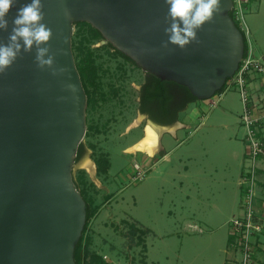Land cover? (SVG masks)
<instances>
[{"label":"water","instance_id":"1","mask_svg":"<svg viewBox=\"0 0 264 264\" xmlns=\"http://www.w3.org/2000/svg\"><path fill=\"white\" fill-rule=\"evenodd\" d=\"M27 2L18 0L9 13V32L16 9ZM42 2L56 65L67 71L53 76L39 69L33 49L0 74V264H76L86 202L72 171L86 132L87 95L72 51L74 23H88L137 67L185 87L197 100L222 89L245 50L230 15L232 0H221L219 12L184 50L161 47L165 0ZM7 37L0 31V43Z\"/></svg>","mask_w":264,"mask_h":264},{"label":"crops","instance_id":"2","mask_svg":"<svg viewBox=\"0 0 264 264\" xmlns=\"http://www.w3.org/2000/svg\"><path fill=\"white\" fill-rule=\"evenodd\" d=\"M245 1L247 52L264 64V0ZM247 82L249 108L264 141V73L249 74ZM228 90L226 86L211 99L189 102L178 114L174 125L151 128L155 135L151 153L146 150L135 152L140 155V161L134 163L133 167L151 169L150 179L154 183L152 191L151 188H143L139 192V200L137 198L139 210L146 214L151 212L153 216L152 226L140 217L134 223L139 230L147 231L144 234L142 264H230L237 257L231 245L229 221L240 213V175L246 144L245 130L239 122L242 104H230L224 97ZM222 99L219 109L224 116H219L216 122L208 126L223 133L190 142L184 148L182 162L173 164L171 154L178 146L179 133L192 127L193 117L202 108ZM181 114H184L183 119ZM229 116L236 122L228 123ZM199 126L196 124L193 131ZM141 133L139 142L145 146L148 126L143 127ZM172 141L177 144L169 148ZM107 160L109 166L104 177L110 182L111 161L109 158ZM92 166V170H84L90 181L99 187L101 183H98L95 162H92ZM108 185L105 183L104 189ZM110 198L112 196L108 194L101 205H91L96 218L103 205L110 203ZM153 200L158 201L156 205H152ZM254 207L256 219L263 230L253 240V264H264V157L258 162ZM151 235L161 242L159 246L150 244Z\"/></svg>","mask_w":264,"mask_h":264},{"label":"rangeland","instance_id":"3","mask_svg":"<svg viewBox=\"0 0 264 264\" xmlns=\"http://www.w3.org/2000/svg\"><path fill=\"white\" fill-rule=\"evenodd\" d=\"M71 40L72 48L73 44L75 46L81 44L83 53L91 51L93 66L96 69L95 86H88L93 103L86 108V132L81 143L84 152L75 159L73 179L78 182L80 192L91 205L93 203L101 205L108 194L112 196L110 203L104 204L100 209L97 218L94 215L91 218L87 233L83 236V244L86 245L88 253L106 256L113 264H142L145 235L139 232L132 235L131 227L139 230L134 224L137 217L144 218L151 224L153 220L151 212L146 214L139 210L140 205H137V201L139 192L143 188H151L152 191L154 183L150 179L151 169L146 167H140L144 172L142 179L136 177L137 167L133 165L140 161V155L129 148L139 142L142 134V130L135 128L142 122L136 112L135 100L136 90L143 80L144 71L115 55L103 39H92L88 29L77 23L72 26ZM73 55L77 64L81 54L78 56L77 52H74ZM224 97L233 106H241L236 91L229 89ZM223 99L214 105L205 106L193 117L192 127L179 133L178 146L174 141L170 142L169 148L176 146L171 154L173 164L182 162L184 148L190 142L213 135L220 136V133H223L220 129L208 126L216 122L219 116H224L219 109ZM183 118L184 114H181V119ZM233 121L236 122V119L232 117L227 119L228 123ZM196 124L200 126L193 131ZM108 158L111 161L110 182L104 174L97 173L100 182L96 178L95 180L101 184L96 187L84 170L87 169L85 164L95 162L97 159L105 161ZM105 183L109 184L106 189ZM157 202L153 200L152 205H156ZM150 237V244L154 246L161 244L153 235Z\"/></svg>","mask_w":264,"mask_h":264},{"label":"clouds","instance_id":"4","mask_svg":"<svg viewBox=\"0 0 264 264\" xmlns=\"http://www.w3.org/2000/svg\"><path fill=\"white\" fill-rule=\"evenodd\" d=\"M18 0H0V31L8 32L7 42L0 43V74H4L23 53L35 49V63L41 69L51 70L53 76L64 74L67 69L56 65V53L50 40L52 29L44 23L42 0H28L16 9L9 32L8 16ZM221 0H165L167 41L180 50L186 49L198 39V31L219 12ZM68 88L74 85L68 84Z\"/></svg>","mask_w":264,"mask_h":264},{"label":"built area","instance_id":"5","mask_svg":"<svg viewBox=\"0 0 264 264\" xmlns=\"http://www.w3.org/2000/svg\"><path fill=\"white\" fill-rule=\"evenodd\" d=\"M232 1V19L238 23L244 38L247 39L248 30L244 8L246 1ZM251 73H264V64L246 52L237 71L228 79L226 84L227 88L236 91L239 95L243 108L239 122L245 130L244 140L246 144L244 164L240 175V213L229 221L231 245L235 248L237 255L230 264H253V240L263 230V226L256 219L254 204L258 162L264 157V141L249 108L250 94L247 78ZM143 175L142 169L137 167L136 177L140 180ZM103 260L107 264H111L106 256H103Z\"/></svg>","mask_w":264,"mask_h":264},{"label":"trees","instance_id":"6","mask_svg":"<svg viewBox=\"0 0 264 264\" xmlns=\"http://www.w3.org/2000/svg\"><path fill=\"white\" fill-rule=\"evenodd\" d=\"M230 15H231V17H233V14L231 11H230ZM235 24L237 25V27H239L237 22H235ZM77 25L86 27L88 29L89 35L92 39H96V40L102 39L101 34L97 30H95L91 25H89L88 23L79 22V23H77ZM107 46L113 50L115 55L121 57L122 59L126 60L127 62H130L131 64H134L133 61H131L128 57H126L125 55H123L119 51L115 50L110 44L107 43ZM72 49H73V53L77 52L78 56L81 54V58H79V62L76 64V68L79 72L83 88H84L85 93L87 95V105L91 106L93 103V100L91 99L90 93L88 92V86H95V80H96V69L93 66L92 53L89 50L83 53V51L81 49V44H77V46H75L73 44ZM246 52H247V43H246V39H245L244 56L246 55ZM74 59H76V57ZM153 81L155 82V86H154L152 94L153 95L155 94L156 96H158V98L161 100V102L166 101V99H167L166 92H167V88L169 86L177 87V88L182 89V91H184V93L187 95L186 104H188L189 102H194L197 100L188 92V90L185 87L177 85L173 82L162 81V80L156 78L155 76H153ZM227 81H228V79L226 80L222 89L220 91L216 92L215 95L220 94L226 88ZM81 146L82 145H80L78 148L77 158L80 157V155H81V152H80ZM95 164L97 166V173L98 174H106L107 173L108 166H109L108 160L104 161V160L97 159L95 161ZM73 181H74L75 187L77 188V190L79 191V193L81 194V196L83 197V199L86 202V223L84 225L82 237L80 238V240H79V242L75 248V252H74L75 263L76 264H107V262L104 261L103 257H101L100 255H98L96 253H88L86 245L83 244V236L87 233V229L90 225V220L95 213V209L92 208L91 203L88 202L86 200V198L83 196L82 192H80L78 182L75 179H73ZM138 232L141 234L147 233V231L135 229L134 226L131 227V234L132 235H135Z\"/></svg>","mask_w":264,"mask_h":264},{"label":"flooded vegetation","instance_id":"7","mask_svg":"<svg viewBox=\"0 0 264 264\" xmlns=\"http://www.w3.org/2000/svg\"><path fill=\"white\" fill-rule=\"evenodd\" d=\"M154 86L153 75L144 71L143 80L136 90L135 100L136 112L144 124L139 123L135 127L137 129L142 130L145 126L154 128L157 125L170 127L176 123L178 114L187 106V95L182 89L169 86L166 92L167 99L165 102H161L158 96L152 94ZM80 152H84L83 146H81Z\"/></svg>","mask_w":264,"mask_h":264},{"label":"bare ground","instance_id":"8","mask_svg":"<svg viewBox=\"0 0 264 264\" xmlns=\"http://www.w3.org/2000/svg\"><path fill=\"white\" fill-rule=\"evenodd\" d=\"M155 135L153 133V131L151 130L150 127H148V135L147 138L145 140L146 145L144 146V144L142 142H138L134 145H132V147L129 148L130 151H140V150H146L149 153H151L152 151V138L154 139ZM85 166L89 169L92 170L93 166L92 163L90 162H86Z\"/></svg>","mask_w":264,"mask_h":264}]
</instances>
